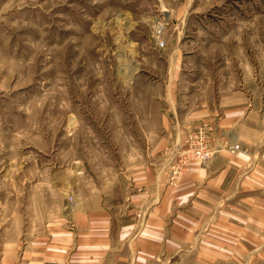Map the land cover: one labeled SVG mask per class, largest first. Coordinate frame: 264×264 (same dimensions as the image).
Returning <instances> with one entry per match:
<instances>
[{"label":"rangeland","instance_id":"rangeland-1","mask_svg":"<svg viewBox=\"0 0 264 264\" xmlns=\"http://www.w3.org/2000/svg\"><path fill=\"white\" fill-rule=\"evenodd\" d=\"M252 96L264 0H0V256L47 207L116 205L150 142H170L173 179L210 162Z\"/></svg>","mask_w":264,"mask_h":264},{"label":"crops","instance_id":"crops-1","mask_svg":"<svg viewBox=\"0 0 264 264\" xmlns=\"http://www.w3.org/2000/svg\"><path fill=\"white\" fill-rule=\"evenodd\" d=\"M254 97L218 122L210 162L173 179L170 142H150L116 205L45 208L36 236L22 223L5 238L0 264H264V103Z\"/></svg>","mask_w":264,"mask_h":264},{"label":"built area","instance_id":"built-area-1","mask_svg":"<svg viewBox=\"0 0 264 264\" xmlns=\"http://www.w3.org/2000/svg\"><path fill=\"white\" fill-rule=\"evenodd\" d=\"M231 150H232L233 152H235L236 150H239V145H238V144H237V145H233L232 148H231ZM210 155H211L210 152H206V153H205V156H203L202 159H207L208 157H210ZM200 157H202V153H200ZM202 159H201V160H202Z\"/></svg>","mask_w":264,"mask_h":264},{"label":"bare ground","instance_id":"bare-ground-1","mask_svg":"<svg viewBox=\"0 0 264 264\" xmlns=\"http://www.w3.org/2000/svg\"><path fill=\"white\" fill-rule=\"evenodd\" d=\"M161 28H162V26L159 29H161Z\"/></svg>","mask_w":264,"mask_h":264}]
</instances>
